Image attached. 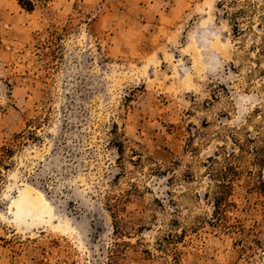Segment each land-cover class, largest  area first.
Listing matches in <instances>:
<instances>
[{
  "label": "rangeland",
  "instance_id": "374dc122",
  "mask_svg": "<svg viewBox=\"0 0 264 264\" xmlns=\"http://www.w3.org/2000/svg\"><path fill=\"white\" fill-rule=\"evenodd\" d=\"M24 1L0 0V264H264L259 169L226 230L204 166L264 134V0Z\"/></svg>",
  "mask_w": 264,
  "mask_h": 264
},
{
  "label": "trees",
  "instance_id": "16d2710c",
  "mask_svg": "<svg viewBox=\"0 0 264 264\" xmlns=\"http://www.w3.org/2000/svg\"><path fill=\"white\" fill-rule=\"evenodd\" d=\"M19 4L27 11L33 10V5L30 1L20 0ZM237 32L239 31L237 30ZM231 140L236 150L220 147V152L208 158L204 165L210 182V189L206 196L208 200H211L213 207L212 223L226 230H230L233 227L229 225L230 214L237 208L236 203L232 200L234 181L239 176L237 165L248 157L250 158L249 165L259 169V190L264 195V134L258 132L252 136V133L247 130L241 141L236 138H231ZM3 149L6 150L4 147ZM6 152L8 156L10 150H6ZM1 161L0 159V168L5 167ZM248 173L254 174L252 169L248 170Z\"/></svg>",
  "mask_w": 264,
  "mask_h": 264
},
{
  "label": "bare ground",
  "instance_id": "6f19581e",
  "mask_svg": "<svg viewBox=\"0 0 264 264\" xmlns=\"http://www.w3.org/2000/svg\"><path fill=\"white\" fill-rule=\"evenodd\" d=\"M32 202V201H31ZM22 203V202H21ZM36 205V204H35ZM44 206V205H43ZM47 206V205H46ZM18 207V206H17ZM40 208H41V206H40ZM43 208H45V207H43ZM47 208V207H46ZM28 210H29V208H28ZM47 210V209H46ZM20 215H21V213H20ZM42 215V214H41ZM45 218V217H44Z\"/></svg>",
  "mask_w": 264,
  "mask_h": 264
}]
</instances>
